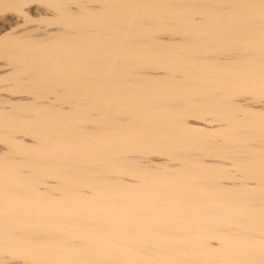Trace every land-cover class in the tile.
I'll return each mask as SVG.
<instances>
[{
    "label": "bare ground",
    "instance_id": "6f19581e",
    "mask_svg": "<svg viewBox=\"0 0 264 264\" xmlns=\"http://www.w3.org/2000/svg\"><path fill=\"white\" fill-rule=\"evenodd\" d=\"M0 264H264V0H0Z\"/></svg>",
    "mask_w": 264,
    "mask_h": 264
}]
</instances>
